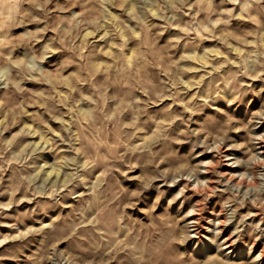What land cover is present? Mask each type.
Listing matches in <instances>:
<instances>
[{
	"label": "rangeland",
	"instance_id": "rangeland-1",
	"mask_svg": "<svg viewBox=\"0 0 264 264\" xmlns=\"http://www.w3.org/2000/svg\"><path fill=\"white\" fill-rule=\"evenodd\" d=\"M0 264H264V0H0Z\"/></svg>",
	"mask_w": 264,
	"mask_h": 264
}]
</instances>
